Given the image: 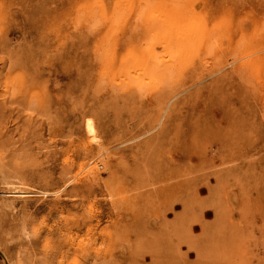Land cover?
Wrapping results in <instances>:
<instances>
[{"label":"rangeland","instance_id":"374dc122","mask_svg":"<svg viewBox=\"0 0 264 264\" xmlns=\"http://www.w3.org/2000/svg\"><path fill=\"white\" fill-rule=\"evenodd\" d=\"M96 258L264 264V0H0V264Z\"/></svg>","mask_w":264,"mask_h":264},{"label":"bare ground","instance_id":"6f19581e","mask_svg":"<svg viewBox=\"0 0 264 264\" xmlns=\"http://www.w3.org/2000/svg\"><path fill=\"white\" fill-rule=\"evenodd\" d=\"M228 15V14H227ZM226 16V15H225ZM198 18H201V21L200 20H198ZM191 21H193V24L191 23V22H189V25H188V27L189 28H187L186 27V29H187V31H188V33H186V32H184L185 31V28H181L180 27V21L179 22H174V24L173 23H171L170 24V26L171 27H174L175 28V30H176V32H174L175 34H176V37H175V39L174 40H171V43H168L167 42V44H166V46L168 47V46H170V47H172V48H174V49H178V48H184V50H186L185 49V47H187V46H189L192 42H193V40H195V39H193L192 40V34H193V36H194V38H196V39H198V41H199V43L201 44V45H203L204 46V43L205 44H209V42L213 39L211 36H210V30H213V27L212 26H210L209 25V21H208V19H206V18H203L201 15H199V16H196V15H192V17H191V19H190ZM214 20V19H213ZM221 21H222V19H221ZM182 22V21H181ZM218 23V22H217ZM224 23V22H223ZM191 26H192V28H191ZM217 26V25H216ZM221 25L219 24V27H220ZM227 28L226 29H228V26H226ZM224 28V27H223ZM226 33H228L227 31H226ZM243 38H244V36L242 35V33L240 34V36L237 38V43L238 42H240L241 40H243ZM231 40H233V37H232V39ZM198 41H197V43H198ZM214 42H215V40H213ZM212 42V41H211ZM193 45V44H192ZM213 45H214V43H213ZM215 45H217V44H215ZM194 46V45H193ZM208 46V45H207ZM167 47H166V49H167ZM205 47H206V45H205ZM204 47V48H205ZM166 49H165V51L164 52H166ZM193 51H194V49H192ZM191 52V51H190ZM213 53V52H212ZM154 54H156V53H154ZM161 54V53H160ZM175 54H176V52H175ZM186 54V53H185ZM183 55V54H182ZM156 56V55H155ZM176 57V56H175ZM152 59H153V57H152ZM176 59V58H175ZM155 60V59H154ZM159 61V60H158ZM209 85V84H208ZM210 85H211V87L214 85H212V83H210ZM158 101V100H157ZM168 100H166V102H167ZM162 107V106H161ZM153 117H154V115H153ZM86 128H87V130H88V132L91 134V135H94L95 134V128H94V126H93V124H92V121H88L87 123H86ZM95 137V136H94ZM89 150H91V149H89ZM137 163V162H136ZM164 167H165V164H163L162 165V169H158V170H154V171H152L148 176L146 175V176H144V174L141 176V177H143L144 178V180H146V183H145V185H150V184H153L152 185V188L153 189H159V188H162V190H164V191H166V189H164V188H166V187H169L170 185L168 184V182H166L167 181V178H166V171L165 170H163L164 169ZM155 184V185H154ZM156 184H157V186H156ZM76 187H78V186H76ZM80 187V186H79ZM82 188V187H81ZM79 189V191L78 192H82V196H88L90 193H92V192H94V189L92 188V186H91V183L89 182V183H86L85 184V187H83L82 189ZM168 191V190H167ZM146 193H148V192H146ZM145 198L147 199V200H150L151 198L150 197H147V196H145ZM176 212H179V211H176ZM179 215H180V213H179ZM178 216V215H177ZM79 221V220H78ZM75 228H77V229H81L82 228V226L84 225V223L83 224H79L78 222H76L75 224ZM70 226H72V225H70ZM70 226H68V227H70ZM64 253H66V252H64ZM62 256L64 257V254H62ZM52 257V256H51ZM85 257V256H84ZM83 257V258H84ZM87 257V256H86ZM91 257V256H90ZM48 258V259H47ZM88 258V257H87ZM47 259V260H46ZM53 259V257L51 258V259H49V257H45V260L46 261H49V263H53V261L54 260H52ZM64 259V258H63ZM94 259V258H93ZM61 260H62V258H61ZM87 261H88V259H87ZM95 262H94V264H106V259L105 260H103V259H95L94 260ZM83 262V261H82ZM84 262H86V260L84 261ZM91 262V261H90ZM109 263V262H108ZM46 264H47V262H46ZM83 264H85V263H83Z\"/></svg>","mask_w":264,"mask_h":264}]
</instances>
